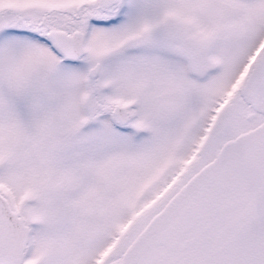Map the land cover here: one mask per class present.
I'll list each match as a JSON object with an SVG mask.
<instances>
[{
    "label": "snow or ice",
    "instance_id": "snow-or-ice-1",
    "mask_svg": "<svg viewBox=\"0 0 264 264\" xmlns=\"http://www.w3.org/2000/svg\"><path fill=\"white\" fill-rule=\"evenodd\" d=\"M0 264H264V0H0Z\"/></svg>",
    "mask_w": 264,
    "mask_h": 264
}]
</instances>
